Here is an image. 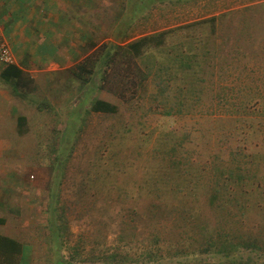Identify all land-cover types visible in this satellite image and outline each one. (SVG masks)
Segmentation results:
<instances>
[{"label":"rangeland","instance_id":"rangeland-1","mask_svg":"<svg viewBox=\"0 0 264 264\" xmlns=\"http://www.w3.org/2000/svg\"><path fill=\"white\" fill-rule=\"evenodd\" d=\"M100 3L90 18L95 65L113 43L212 16L216 27H190L167 41L206 52L196 74L171 84L169 98L159 96L166 77L157 71L144 88L127 90V99L96 72L74 75L72 83L62 72L61 88L24 99L31 129L13 139L0 163V234L25 245L8 261L207 264L215 260L212 238H257L263 246L264 189L256 185L264 183V0ZM152 54L142 67L167 56ZM96 98L117 104L118 112H90Z\"/></svg>","mask_w":264,"mask_h":264},{"label":"crops","instance_id":"crops-1","mask_svg":"<svg viewBox=\"0 0 264 264\" xmlns=\"http://www.w3.org/2000/svg\"><path fill=\"white\" fill-rule=\"evenodd\" d=\"M103 1L0 0V41L9 44L14 64L27 74L25 80L29 81L24 88L13 80L0 78V163L7 159L8 146L15 144L13 139L19 140L23 129H31L28 102L24 99L39 96L37 92L44 88H61L59 81L63 79L58 74L62 72H68L71 83L74 82L70 69L95 50L90 18ZM5 67L0 64V73ZM34 110L41 114L39 108ZM21 117L26 120L21 121ZM2 171L0 166V178Z\"/></svg>","mask_w":264,"mask_h":264},{"label":"trees","instance_id":"trees-1","mask_svg":"<svg viewBox=\"0 0 264 264\" xmlns=\"http://www.w3.org/2000/svg\"><path fill=\"white\" fill-rule=\"evenodd\" d=\"M216 21L217 17L212 16L192 24L179 25L178 27H173L169 30L149 33L139 38L133 39L126 44L113 43L111 46H109V49L100 54L98 57V65H95L96 58L95 60H92L94 57L88 56L76 66L72 67L70 71L80 79H83L84 73L92 74L96 72L98 74H102L103 86L111 93L119 97H126V99L127 95L125 96V92L127 90L130 92H136L134 89L135 87L138 90L144 88V83H146L150 75L158 71L162 75L165 74L166 77L164 83H162V79H160L158 83L160 90L162 89V93L159 96H162L163 98H169V95H171V92L173 91L171 84L177 80L184 81V77L187 81V75L196 74L199 71V68H202L203 59L206 57V52H199L196 44L181 42L180 44H172L168 46L167 41L169 38H172L177 33H179V31L188 29L190 27L197 26L199 28L202 25L210 23L212 24L213 29H215ZM165 47H168L167 51L165 50ZM154 50L159 54L167 55L165 56L166 60L158 59L155 66H153L155 64V60H150L147 61V63L151 64V66L147 67V65L143 63L144 67H142L139 61L153 55L152 53ZM170 64H173V66L170 67ZM145 67H147V69ZM136 74L141 77L140 82L137 83H135L134 80V76H136ZM26 76L27 74L14 63L7 64L0 73V78L3 80L7 82L13 80L15 84L24 88L29 85V81L26 82L25 80ZM190 84L192 85V82ZM191 85H189L188 90H190ZM178 88L179 93L188 97V90H186L185 86H178ZM168 90H171L169 95L167 94ZM165 93L167 97L164 96ZM193 97L194 96L190 98L192 101L191 106L192 104L197 105L199 102L198 99ZM118 110L119 107L117 104L105 99L96 98L93 101L89 111L94 113L115 114L118 112ZM165 114L173 115L174 113L171 109H167ZM22 120H26V117H21V121ZM19 132L22 133V130L19 129ZM174 169H176V173H180V167L177 166V164L174 165ZM256 187L264 189V183H258ZM262 193L264 195V191ZM176 194H178L179 197L182 196L183 198L186 196V194L182 191H179ZM5 222L6 219L0 217V224H4ZM253 241L251 238H245L243 236L234 240L228 237L212 238L209 242H207V244L210 250L213 248V257L211 258L215 260L214 262H207V264H264V253H258V251L263 250L264 245H259L256 242L258 241L257 238L253 239ZM156 245L158 246V244ZM160 248L161 247L158 246V249ZM148 250L150 255L156 251L154 247ZM24 251L25 245L21 241L13 237L0 234V262L11 264L9 261L22 255ZM248 252H253L254 254L251 255L248 254ZM114 257H116V255ZM193 260V262L196 263L201 261L199 257H193ZM64 263V261L59 260V264ZM170 264L190 263L174 261Z\"/></svg>","mask_w":264,"mask_h":264},{"label":"built area","instance_id":"built-area-1","mask_svg":"<svg viewBox=\"0 0 264 264\" xmlns=\"http://www.w3.org/2000/svg\"><path fill=\"white\" fill-rule=\"evenodd\" d=\"M15 62L14 54L6 41H0V64L7 65Z\"/></svg>","mask_w":264,"mask_h":264}]
</instances>
